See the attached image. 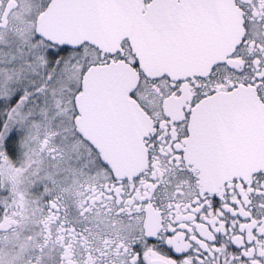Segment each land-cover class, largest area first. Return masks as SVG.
Returning a JSON list of instances; mask_svg holds the SVG:
<instances>
[{
    "label": "snow or ice",
    "instance_id": "6c2138e0",
    "mask_svg": "<svg viewBox=\"0 0 264 264\" xmlns=\"http://www.w3.org/2000/svg\"><path fill=\"white\" fill-rule=\"evenodd\" d=\"M0 264H264V0H0Z\"/></svg>",
    "mask_w": 264,
    "mask_h": 264
}]
</instances>
